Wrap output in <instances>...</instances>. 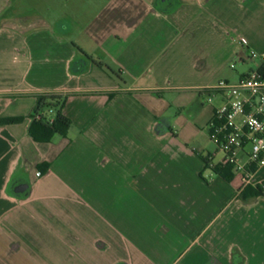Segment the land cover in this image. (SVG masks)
Masks as SVG:
<instances>
[{"label": "crops", "instance_id": "1", "mask_svg": "<svg viewBox=\"0 0 264 264\" xmlns=\"http://www.w3.org/2000/svg\"><path fill=\"white\" fill-rule=\"evenodd\" d=\"M263 54L264 0H0V118H25L0 126V264H264V167L206 168L210 90ZM41 93L68 95L49 143Z\"/></svg>", "mask_w": 264, "mask_h": 264}, {"label": "built area", "instance_id": "2", "mask_svg": "<svg viewBox=\"0 0 264 264\" xmlns=\"http://www.w3.org/2000/svg\"><path fill=\"white\" fill-rule=\"evenodd\" d=\"M260 60L264 66V54ZM217 96L221 101L214 109L209 137L219 159L209 165L231 168L243 187L257 185L255 173L264 167V69L252 70L235 83L220 81L211 88L208 101Z\"/></svg>", "mask_w": 264, "mask_h": 264}, {"label": "trees", "instance_id": "3", "mask_svg": "<svg viewBox=\"0 0 264 264\" xmlns=\"http://www.w3.org/2000/svg\"><path fill=\"white\" fill-rule=\"evenodd\" d=\"M95 65L103 69L107 74L123 84L121 73L113 70L100 60H93ZM68 100V95L57 93H41L36 95V105L32 113L28 116L31 123L29 135L35 142L49 143L56 136L65 135L71 127V121L63 114V108ZM25 121L24 117L19 118H0V126L21 124ZM206 168L213 170L216 174L228 179L231 168L211 167L206 161Z\"/></svg>", "mask_w": 264, "mask_h": 264}, {"label": "rangeland", "instance_id": "4", "mask_svg": "<svg viewBox=\"0 0 264 264\" xmlns=\"http://www.w3.org/2000/svg\"><path fill=\"white\" fill-rule=\"evenodd\" d=\"M235 67H236V70L233 71L234 72V76L238 75L239 73H246L248 71H250V62L247 61L246 64L243 66L242 63L240 62V60L238 59L236 62H235ZM235 81L232 80L231 83H234ZM217 102V99L214 100V103ZM214 149H215V152H216V147L213 145Z\"/></svg>", "mask_w": 264, "mask_h": 264}, {"label": "water", "instance_id": "5", "mask_svg": "<svg viewBox=\"0 0 264 264\" xmlns=\"http://www.w3.org/2000/svg\"><path fill=\"white\" fill-rule=\"evenodd\" d=\"M26 189V186L25 187H22V188H17L16 189V192L20 193V192H24Z\"/></svg>", "mask_w": 264, "mask_h": 264}]
</instances>
